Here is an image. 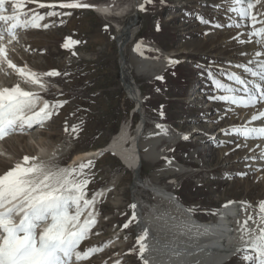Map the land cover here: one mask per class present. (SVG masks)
<instances>
[{
    "label": "rangeland",
    "instance_id": "rangeland-1",
    "mask_svg": "<svg viewBox=\"0 0 264 264\" xmlns=\"http://www.w3.org/2000/svg\"><path fill=\"white\" fill-rule=\"evenodd\" d=\"M53 1L57 4L55 8L37 7ZM59 1L25 0L24 13L28 17L39 14L43 19L38 28H18L17 39L9 45L14 58L43 77L44 92L39 94L42 101L41 105L38 102L37 110L44 101L50 105L59 101L62 106L43 125L36 124L32 130L16 131L0 139V175L23 163L24 156L36 157L35 162L54 160L59 166H66L77 152L108 143L124 122L128 121L134 131L141 109L146 115V128L165 123L174 133L172 140L161 139L156 145L162 156L143 160L139 170L127 168L109 151L72 164L93 161L94 167L84 170L91 180L87 186L88 198L106 191L96 199L97 224L79 248L83 251L98 247L102 251L74 264H142L137 242L138 221L136 215L133 220L135 211L131 205L135 197L141 198L145 206L156 201L152 191L138 186L143 180L173 191L202 220L216 216L227 198L258 201L264 197L263 179L259 181L261 177L255 176L256 171L248 172L251 159L243 155L238 139L214 137L218 130L228 129L234 105L210 99L220 94L214 88L213 77H222L221 70L243 74V69L235 65L253 59V52L261 49L256 43L258 37H253L252 43L235 39L244 32L240 39L248 40L247 34L255 30L249 21L241 22L238 12H227L229 7L238 5L231 0H143L145 7L135 9L128 8L131 0H81L111 5L112 14L92 8L64 9L58 6ZM6 8L13 10V4L6 3ZM53 11L57 15L49 16ZM252 12L257 21L264 20V3L256 4ZM201 16L225 26L203 24ZM132 17L135 36L128 39L126 35L119 40L120 27ZM238 22H241L239 28L227 26ZM44 24L49 27H43ZM138 42H147L139 46V56L179 63L165 65L154 74L138 73L131 63L132 48ZM51 70L61 74L44 75ZM15 75L0 66V88L20 84L26 91L33 89ZM129 81L140 90L139 100L143 105L139 111L133 112L136 100L130 97L133 85L127 87ZM4 82H7L5 86ZM203 130L208 138H204ZM184 133L189 137L187 140ZM42 145L53 154H44ZM172 161L184 168L175 169ZM142 212H146V207ZM126 223H129L127 228L123 227ZM245 255L247 252L236 254L226 264H248Z\"/></svg>",
    "mask_w": 264,
    "mask_h": 264
},
{
    "label": "snow or ice",
    "instance_id": "snow-or-ice-1",
    "mask_svg": "<svg viewBox=\"0 0 264 264\" xmlns=\"http://www.w3.org/2000/svg\"><path fill=\"white\" fill-rule=\"evenodd\" d=\"M24 2L25 0H0V22H10L7 29H0V62L7 60L11 68H16V65L7 59L8 52L3 43L5 36L8 37V42L16 40L18 28H38L39 21L43 19L39 14L28 17V13L19 11L23 8ZM32 2L35 3L36 0ZM231 2L238 7H229L227 12H238L241 22L247 20L250 22V27L255 29L248 33V40L240 39L245 35L244 33H239L235 39L241 43H251L253 37H258L256 43L261 50L256 51L253 54L254 58L248 62L235 65L236 68L243 69V74L221 70L222 77H213L214 88L220 94L213 95L210 99L229 102L239 107H254L264 102V26L255 27L257 23L264 25V20L257 21V16L252 10L256 4L264 3V0H231ZM6 3L13 4L12 15L3 14L7 11ZM58 6L64 9L92 7L81 0H61ZM40 7L55 8L57 4H41ZM213 7L220 8L222 5ZM66 14L70 15V13ZM48 15L56 16L57 13L53 11ZM22 16L26 18L21 19ZM199 19L201 23L216 28L225 26L203 16ZM241 22L227 26L239 28ZM43 27L47 28L49 25L44 24ZM139 46L138 42L137 50ZM64 47L67 48L68 44ZM170 63H179V61L170 60ZM16 70L20 76L29 79L33 84L40 82L39 74L26 72L23 68ZM60 74L57 70H51L44 75L59 76ZM41 99L38 93L26 91L20 84L11 88H0V139L16 131L23 132L36 124L43 125L52 118L54 110L62 106L59 101L51 105L48 101H44L43 106L37 110ZM258 120L262 123L255 126L253 122ZM233 129L241 133L245 140L264 139V110L253 114L247 124L238 127L233 125L222 131L227 134ZM65 130L67 131V128ZM75 130L76 126H73V131ZM183 138L187 140L189 137L185 134ZM257 158H264V149H261L260 157L253 156L248 159ZM30 161L32 163H29ZM35 161H37L36 157L24 156L23 163H17L0 175V264H74V261L87 260L102 251L98 247L79 250L81 243L97 224L95 204L97 196L102 195L101 192H97L88 198L87 186L91 180L84 170L94 167L93 161L88 160L70 168H60L54 160ZM245 174L241 173V175ZM231 203L233 202H228L224 207H228ZM131 207L135 209L136 205L133 204ZM258 209L257 229L248 228L249 221L256 223L252 216H248L243 222L244 234L237 247L238 254L247 252L244 259L248 264H264V201L258 202ZM17 216L20 217L18 221ZM82 217L85 218L82 220ZM135 219L134 213L133 220ZM172 220L173 222L167 225L171 238L161 244L159 249H150L146 243L149 237L148 227H145L137 237L142 264H150L149 258H145L144 254L152 250L157 251L161 256L179 257L187 248L185 241L179 239L181 235H188L194 228L195 235L208 234L210 231L206 228L201 233L199 228L186 220L177 221L175 217ZM129 223L123 227L127 228ZM155 239L157 244H160L159 236ZM151 259L154 260L155 257Z\"/></svg>",
    "mask_w": 264,
    "mask_h": 264
},
{
    "label": "bare ground",
    "instance_id": "bare-ground-1",
    "mask_svg": "<svg viewBox=\"0 0 264 264\" xmlns=\"http://www.w3.org/2000/svg\"><path fill=\"white\" fill-rule=\"evenodd\" d=\"M53 3L56 2L53 1ZM90 5H92V7H90L92 9L106 11V13L113 12L111 5L109 6V5L97 4V3H91ZM141 5H143V8L145 7V2L143 0H131V3L128 6V8L139 9L141 8ZM37 7L40 8V6ZM112 7L114 8V6ZM113 10L115 11V9ZM19 11L24 12L23 9H20ZM3 14L12 15L13 10L7 9V11L4 12ZM134 23L135 21L132 17V20H130L128 24L120 27L119 30H121L122 32L119 40L124 39L126 35H128L127 37L128 39L133 38L135 36L136 29H133ZM9 24L10 22H0V29H7ZM238 32L240 31H237L236 33ZM3 43L5 45L6 43L9 42L7 40H4ZM146 44L147 42H139V45H146ZM137 45L138 43H136V45H134L132 48L131 63L134 65L138 73L154 74L158 69L160 70V68H162L163 66L165 65L169 66L171 64L170 61H167L169 59L166 60L164 58L166 60L165 61V60H161V58L155 59L149 56H139V54L137 53L138 52ZM7 59L11 60L12 63H14L15 61L14 65H16V67L18 66L17 68H23L26 72L30 71L29 67L21 63L19 60H17L16 58L12 59L10 53H8ZM0 66L3 69L11 71V73L17 72L16 70L17 68H15L16 70L15 71L14 68L8 66L7 60H3L2 62H0ZM122 71L125 75L124 77L127 78V73L124 72V68ZM42 79L43 78L39 74V80L41 82ZM27 82L28 85L33 87L31 91L42 95L41 92L44 91L42 90V86H43L42 84L38 83L34 85L29 79H27ZM3 84H4L3 86H5L7 82H4ZM132 85H133L132 82L130 81L126 82L127 87H130ZM200 85L201 84H199V86ZM133 86L130 88L131 90L130 97L136 100V105L140 106L139 107L140 110L143 105L139 100L140 90L137 91V89H135V86L134 87ZM41 101H39L40 105H41ZM139 110H137L135 107L133 108V112ZM262 110H264V102H261L256 106L250 108L239 107L234 105L230 113L232 117L230 118L233 120L230 121V125L228 126V128H231L233 125L238 127L242 124H247V122L250 120L253 114H256ZM140 113H141V118L137 123L136 128L132 129L134 131H131L132 127H130V124L127 123L128 121L124 122L121 125V127L118 129V131L112 135L108 143H106L104 146L98 147L96 149H89V150H83L81 152H77L72 157V160L69 162V164H67L66 166L60 165L59 167L69 168L79 159L89 156L93 157L100 152L109 151L113 155H115L118 159H120V161L127 168H130L131 170H139L142 167L143 160L150 161L162 156V151L156 150V145L161 141V139H166V141L172 140L174 137V133L169 129V127L165 123H156L152 128H146V115L143 113L142 109L140 110ZM253 123L255 126H259L262 123V121L258 120ZM30 129L32 130V128ZM205 129L208 130V128L206 127ZM223 129L218 130L219 132L214 137H218V135H220L221 138L229 141L238 139L237 141L241 144L240 150L244 152L243 155L245 157L246 156L260 157L261 149H264V139H259V140L250 139L251 141H247L243 138L241 133H239L238 136L237 132L233 130L230 133H227L228 135H226L222 131ZM206 130L205 131L203 130L205 132L204 138L208 136ZM194 133L197 134V131H194ZM32 136L33 134H31L29 137L31 138ZM199 136L203 137L201 135ZM257 145H260L261 147L258 148L256 147ZM42 152L48 155L53 154L51 151H46V147H43ZM172 164L175 169L181 170L184 168L181 163H176L172 161ZM249 165L250 166L248 168V172L256 171L255 176H258V179L261 177L259 181L263 179V182L261 183L264 184V158L251 159ZM136 186L137 184H134V187ZM138 186L140 188L143 187L145 190L152 191L156 198V201L154 203L147 202L149 203V206L148 204H146L145 206L141 198L139 197L134 198V204L136 205L134 211L138 221L137 234L139 236L144 230V228L148 227L149 237L147 238L146 243L149 245L150 249H159L161 244L165 243L167 240L171 238V234L169 232V228L167 225H170L173 222L172 220L173 217L177 218V221L186 220L190 222L192 225L199 228L201 230V233H203V229L207 228L210 230L208 234L195 235L194 234L195 228H194L193 231L190 232L188 235L186 236L181 235L179 239L185 241V243L187 244V248L184 251V254L179 257H169L168 255L161 256L158 255L157 251L154 250L145 252L144 254L145 258H149L150 264H226L227 262L235 258L236 254H238L237 247L240 245V238L244 234L242 225L248 216H252L256 221V223H253V221H249L248 228L257 229V225L259 223L258 202L264 201V197L258 201L246 200L243 198L242 199L227 198L224 201L223 205L221 206L216 216L208 220H202L198 218L195 214H193V212L189 211L190 209L188 208V206L177 196V194L165 188L164 186L145 180H143L142 184H139ZM101 193L102 195L97 196V199H100L103 196V194L105 195L106 191L102 190ZM228 202H233V203L229 204L228 207H224V205L228 204ZM145 207H146V212L143 213L142 209ZM157 217H161V219L158 220ZM19 218H20L19 216L16 217L17 220H19ZM157 236H159L160 244H157V241L155 239V237ZM152 257H155V259L154 260L151 259Z\"/></svg>",
    "mask_w": 264,
    "mask_h": 264
},
{
    "label": "water",
    "instance_id": "water-1",
    "mask_svg": "<svg viewBox=\"0 0 264 264\" xmlns=\"http://www.w3.org/2000/svg\"><path fill=\"white\" fill-rule=\"evenodd\" d=\"M139 107H140L139 105H136V106H135V108H136L137 110H139Z\"/></svg>",
    "mask_w": 264,
    "mask_h": 264
}]
</instances>
